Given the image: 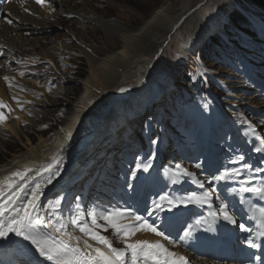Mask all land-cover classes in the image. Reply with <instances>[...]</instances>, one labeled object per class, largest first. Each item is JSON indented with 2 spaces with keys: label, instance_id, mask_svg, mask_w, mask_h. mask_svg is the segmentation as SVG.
<instances>
[{
  "label": "rangeland",
  "instance_id": "374dc122",
  "mask_svg": "<svg viewBox=\"0 0 264 264\" xmlns=\"http://www.w3.org/2000/svg\"><path fill=\"white\" fill-rule=\"evenodd\" d=\"M165 1L167 0H136L139 5H129L121 0L68 1L74 13H63V10L58 12L62 14L58 18L63 22L60 25L55 24L56 26L46 34L51 36L52 40L41 41L37 47L38 54L23 56L20 59L18 57L17 61L10 63L12 69H3L4 73H10V78L15 80L13 93L23 92L27 100L22 99L20 102H27L25 105H29V108L26 107L20 113L25 124L19 123L17 132L0 124V167L17 155L26 154L31 146L40 145L49 137L58 135L66 124L72 121L78 99L84 94V80L91 72L88 55L83 54L80 46L87 44L101 53V56L112 52L105 43L106 32L113 37L116 35V40L120 38L119 29L115 25L114 29L117 30L108 29L88 22L85 20L86 16L94 13L95 18L100 17L102 22L111 21L116 25H126V15L128 21L141 26L139 13L143 16L145 13V19H149ZM196 1H193L192 6L193 8L197 5L193 10L195 13L187 19L188 22H179L172 33L162 37L157 54L150 58L149 62H142L132 69V78L127 86L137 94L136 98L127 102L130 103L127 112L131 113L129 118L132 119V115V121H136L141 127L132 134L127 132L126 128L120 131L117 139H121L120 136L124 138V141L118 140L122 144L121 149L112 151L111 147L106 145L97 151V154L90 155L89 158L93 161L101 162L95 172L85 170L84 173H88L90 177L76 179L81 176L77 173L81 168L79 166L75 171L78 175L73 174L64 182L67 187L63 191L65 194L57 196L63 197V212L69 213L77 207L83 212L88 199L92 200L90 210L102 212L117 209L120 206L119 199L122 201L139 188L135 166L144 162L140 156L144 148L153 151L146 156L152 166L157 167L153 174L155 184L149 182L147 188L174 197L192 191L198 192L199 190L194 188L197 186L194 180H206L226 165L233 167L235 164H231L227 159L225 149L231 145H239L237 138L240 134L250 142L253 153L263 156V152L259 153L254 149L261 147V141L264 140V32L259 29H237L233 34L235 37V32H240V41H229L230 49L226 50L215 44L218 55L206 56L202 54L201 49L211 41V37L219 33L209 36L202 44L201 40L196 41L209 23L206 19L208 12L203 14L199 8H209L212 12L216 11L214 13L221 12V4L224 5L225 1ZM233 1L236 7L231 9L229 18L245 16V10L264 26V11L254 7L253 0ZM181 7V3L174 7L173 16L183 13ZM64 10L71 11L67 8ZM35 18L40 19L37 16ZM50 22L53 23V19ZM128 28L135 30L140 27ZM188 33L192 38L185 39L183 36ZM195 34L199 36L196 37ZM57 35H60L59 38L54 40L52 37ZM25 38L34 42L40 37L27 35ZM56 54L58 58H53ZM3 59L4 57L0 59V65ZM177 61L183 64L180 70L177 69ZM3 74L0 75V82L7 76H2ZM185 75H190L201 87L200 96L197 97V93L189 90L184 82ZM151 76L153 83L148 84V78ZM207 84H210V89ZM212 98L217 99V112L220 116L215 120L211 116L214 104ZM150 113L155 122L153 126H146L145 117ZM248 122L255 126V136L248 131ZM38 130H45L46 135H39ZM201 131L203 133L200 134ZM153 140L157 141L155 145L151 143ZM49 148L50 146L47 150ZM108 150H111L110 155ZM239 153L244 154L245 160L248 159L247 151L241 150ZM177 163L195 175L183 177L180 182L173 183V169ZM197 164L201 167H196ZM133 173H136V178H133ZM205 187L216 185L206 184ZM93 191L96 194H92ZM73 192L76 200L69 197ZM75 234L80 235L78 232ZM102 234H107L112 241H116L111 230ZM0 264L10 262L0 257Z\"/></svg>",
  "mask_w": 264,
  "mask_h": 264
},
{
  "label": "bare ground",
  "instance_id": "6f19581e",
  "mask_svg": "<svg viewBox=\"0 0 264 264\" xmlns=\"http://www.w3.org/2000/svg\"><path fill=\"white\" fill-rule=\"evenodd\" d=\"M68 1L69 0H50L52 8H54L57 13H51V9L37 5L35 0L12 1L8 5L7 10L14 15L13 24H4L0 21V50H8V53L11 55L13 60L18 57L22 58L23 56L27 55L38 54L39 51L37 50V47H39L40 42L44 40H52L51 36L48 37L46 35L48 34V31L63 22V20L58 18L59 16H62V14L60 15L58 12L63 10V13H74V11L71 10L73 7L69 5ZM122 1L129 5H139L136 0H134L135 3L133 0H121V2ZM193 1L194 0H167L149 19H145L147 18L145 13L144 16L142 13H139L141 15V26L138 25V23L135 24L136 22L132 23L131 21H128L126 15H124V17H126L125 20L127 24L119 25L117 23L116 25L111 21L102 22L100 17L95 18L94 13L88 14L86 19L84 18L88 22L97 23L108 29H119L118 34L120 35V38L116 40L114 38L116 35L113 37L112 35L108 34V32H106L104 38L105 43H107L110 49H112V52L110 54L106 52L101 56L99 55L101 53L92 47H89L87 44L80 46L83 54L88 55L87 58L91 63V72L90 76L84 80V94L78 99L72 121L67 123L62 129V132L58 135L49 137V139L42 141L40 145L31 146L26 154L17 155L10 162H7L5 165L1 166L0 179L5 178L12 171L22 169L23 167H31L33 169L41 168L42 166L51 163L52 157L60 149H63V160L59 165H57V167L60 169V175L54 179L51 185H47L42 189L43 195L41 197L40 203L42 207L46 208L51 200L53 201L56 199L55 195L63 191V187L61 186L65 181H67L70 173L78 170V167L82 164L84 159L83 157L87 155V153L90 152L94 146H100V144L97 145V143L106 133L107 128H110L114 133L117 132L119 124L127 126L129 130L134 129L137 122H133L132 119L129 118V113L127 112L129 109L128 107H130V103L127 102L136 98L135 95L137 94L135 91H130V89H128L130 86H127L132 78L130 76L132 74V69L136 68L142 62L147 60L149 62V59L156 55L158 48L161 47V39L172 33L179 22L182 20L188 22L187 19L195 13L193 10L197 6L195 5L192 8L194 5ZM197 1L200 3V0ZM223 1H225V3L224 5L221 4L223 9L221 12L214 13L216 11L212 12L209 10V8H204L203 10V7L199 8L203 14L205 11L208 12L206 19L209 21L208 25L202 31L200 36L195 34L196 37L199 36L196 41L201 40L200 44H202L209 36L214 34L219 33L223 37H226L224 26L226 23H229L228 18L231 9L236 7V3L233 0H227L228 2L226 0ZM208 2L210 1L208 0ZM179 3L182 4L180 10L183 13L179 16L175 15V17L173 16L174 7ZM25 8L28 9L27 12L24 10ZM65 8L71 11L64 10ZM31 11H34L36 16L40 19L35 18V15L33 17ZM191 12L193 13L190 14ZM244 12L247 14L245 15L250 19L255 22L257 21L252 14L247 13L245 10ZM51 19H53L54 24L50 22ZM114 25L117 27V29H114ZM128 26H136L140 28L130 30ZM220 28L221 31H219ZM24 35H33L34 37L40 38L35 39L33 42L30 41L29 38L26 39ZM192 35L188 33L186 35L184 34L183 37L185 39H190L192 38ZM59 36L60 35H57L52 38L58 39ZM73 46L75 45L73 44ZM76 47L78 48V46ZM57 55L58 54L53 55L52 57L58 58ZM182 65L183 64L181 61H177L178 70L181 69ZM12 68L13 66H9L8 71ZM3 69L4 68H0V75L1 73H4ZM5 75H7L6 77H8L9 80L0 82V101H3L8 106L7 108L3 109L8 119L3 124L7 127V129L11 128L17 132L19 123L25 124V121L22 120V115L20 116V113H22L21 109L24 110L26 107L29 108V105H25L27 102H20L17 104V101L22 99H25L26 101L27 97L23 95V92H21L22 94H19L18 92L13 93L15 80L10 78V73H4L2 76ZM152 78V76L148 78V84L153 83ZM9 83L12 85L11 88H9ZM121 89H124L125 91L122 92ZM9 109L11 111H9ZM15 117H19V119ZM38 132L41 136L46 135L45 130H38ZM31 141L32 140H30V142ZM49 146L50 148L47 150ZM142 156L143 158L146 157L144 152ZM254 168H264V165ZM142 173L143 176L141 179L145 180L148 176V172ZM260 173L262 172L252 173V175L257 177ZM36 179L39 180L40 178L37 177ZM239 187L240 186L238 184H221V189L219 192H223L222 194L225 195V198H227L226 202L230 204L231 210L233 208L237 210L236 206H239L241 203L240 196L233 194L231 190H238ZM226 188L229 190L225 191ZM213 203L214 205H218L220 201L216 202L213 197ZM196 208L202 211L206 207ZM182 211H184V209H182ZM209 211L210 210L207 208L208 213ZM208 213L203 218H201V220L206 221V223H204L196 231L195 238L188 241L187 243L179 242L180 246L178 247H174L167 242L165 243V241H163L160 237H156L151 233H138L134 239H147L150 241L160 240L162 243H165V245L170 250L184 255L189 260L190 264H213L209 261H206L207 259L200 258L197 250L199 245L197 244L200 241H203L206 237H218L225 230L222 228L223 221H212ZM166 214L172 215L171 213H165L163 215ZM229 228H231V225H229ZM104 235L109 237L107 234ZM22 243L23 241L14 235L9 236L7 240H0V255H7V257L11 259H13L15 254L19 252V256L24 255V250L30 246L27 243L22 245ZM113 244L116 247H124L123 243L117 240H113ZM31 254L34 255V257L39 258L32 252V250ZM39 260L44 264H49V262L43 261L42 258H39Z\"/></svg>",
  "mask_w": 264,
  "mask_h": 264
},
{
  "label": "snow or ice",
  "instance_id": "6c2138e0",
  "mask_svg": "<svg viewBox=\"0 0 264 264\" xmlns=\"http://www.w3.org/2000/svg\"><path fill=\"white\" fill-rule=\"evenodd\" d=\"M35 3L55 11L50 0H35ZM24 10L28 11L27 8ZM6 22L9 25L13 24L11 18ZM4 79L9 80L8 77ZM11 87L9 83V88ZM19 103L20 101H17V104ZM7 107L0 101V124L8 119L3 111ZM247 129L251 135H256L255 126L250 122L247 123ZM151 143L155 145L157 141L153 140ZM261 145L254 150L264 151V140L261 141ZM63 152L64 150L60 149L52 157L51 163L41 168L23 167L0 179V240H7L9 236L14 235L26 242L35 255L49 264H190L184 255L170 250L160 240L134 238L138 233H151L174 247L180 246L177 241L170 238L169 232L183 215L181 210L189 206L207 207L212 221H223L226 225H234L243 232L251 233L250 227L238 223L230 204L221 199L216 188H205L206 184H238L240 186L238 190H231L233 194L240 196L241 203L244 202L241 195L243 193H250L264 200V179H258L252 174L244 175L245 172H264V168H254L251 163H245L244 154L238 153L230 159V163L240 167H223L206 180H194L200 192L192 191L180 197L161 195L158 200L152 201L151 206L146 208L143 214L130 207L102 212L90 210L87 213L77 207L70 210V214L65 217L61 209L63 197H57L46 208L40 203L43 187L51 185L60 175L57 165L63 160ZM151 167V162H142L135 166L136 172H148ZM196 167L199 168L201 165L197 164ZM132 175L136 178V173ZM192 176L193 173L182 164H175L173 183L180 182L183 177ZM37 177L40 179L37 180ZM213 197L220 201L218 205H214ZM260 212L261 223L257 235L264 240V209ZM165 213L172 215H162ZM204 223L206 221L199 218L191 224L185 223L180 229L182 234L179 241L187 243L194 239L196 231ZM109 230L117 241L123 243V248L114 246L113 241L102 234ZM76 232L80 235L75 234ZM247 246L257 251L261 249V244L256 242L255 237L248 239ZM254 261L255 264H264L260 255L254 256Z\"/></svg>",
  "mask_w": 264,
  "mask_h": 264
},
{
  "label": "trees",
  "instance_id": "16d2710c",
  "mask_svg": "<svg viewBox=\"0 0 264 264\" xmlns=\"http://www.w3.org/2000/svg\"><path fill=\"white\" fill-rule=\"evenodd\" d=\"M252 3L264 10V0H253ZM231 20H233V22L236 25H242V23H245V20L243 18H233L232 17Z\"/></svg>",
  "mask_w": 264,
  "mask_h": 264
}]
</instances>
